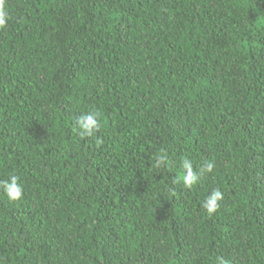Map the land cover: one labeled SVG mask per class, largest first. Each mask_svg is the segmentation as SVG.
Returning a JSON list of instances; mask_svg holds the SVG:
<instances>
[{"label": "trees", "instance_id": "16d2710c", "mask_svg": "<svg viewBox=\"0 0 264 264\" xmlns=\"http://www.w3.org/2000/svg\"><path fill=\"white\" fill-rule=\"evenodd\" d=\"M5 6L0 264H264V0Z\"/></svg>", "mask_w": 264, "mask_h": 264}, {"label": "clouds", "instance_id": "9594fccd", "mask_svg": "<svg viewBox=\"0 0 264 264\" xmlns=\"http://www.w3.org/2000/svg\"><path fill=\"white\" fill-rule=\"evenodd\" d=\"M6 0H0V29L6 27L9 19V14L6 10ZM100 112L89 111L81 114L75 121L73 131L78 132L81 137H90L100 129L99 122ZM166 161L164 155H160L156 159L155 167L159 168ZM214 162L207 161L200 168L199 172L193 170V164L188 158H184L181 162V167L184 172L178 177L185 187L191 188L196 184L200 178V174L204 172H212L214 169ZM0 191L10 201H16L23 196V187L20 183V178L16 175H10L8 179L0 180ZM224 199V194L219 188H215L206 197L202 203V207L207 210L209 215H212L219 208V202ZM218 264H226L222 257H218Z\"/></svg>", "mask_w": 264, "mask_h": 264}]
</instances>
